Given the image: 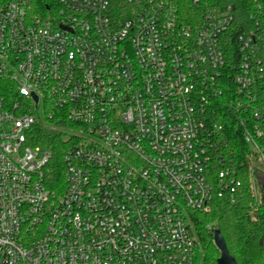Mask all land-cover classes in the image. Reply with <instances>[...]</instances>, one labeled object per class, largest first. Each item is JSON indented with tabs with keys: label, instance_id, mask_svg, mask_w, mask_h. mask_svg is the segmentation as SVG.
<instances>
[{
	"label": "built area",
	"instance_id": "obj_1",
	"mask_svg": "<svg viewBox=\"0 0 264 264\" xmlns=\"http://www.w3.org/2000/svg\"><path fill=\"white\" fill-rule=\"evenodd\" d=\"M189 1L0 0V81L19 95L0 100V264H195L193 214L240 184L212 153L218 98L264 152V18ZM40 120L69 140L60 191Z\"/></svg>",
	"mask_w": 264,
	"mask_h": 264
},
{
	"label": "trees",
	"instance_id": "obj_2",
	"mask_svg": "<svg viewBox=\"0 0 264 264\" xmlns=\"http://www.w3.org/2000/svg\"><path fill=\"white\" fill-rule=\"evenodd\" d=\"M214 4L231 3L242 8L247 27L257 29L255 18L261 12L256 10L254 0H213ZM198 8L185 0L184 14H191ZM253 14V18L250 15ZM259 32L264 38V19ZM231 53L234 59L230 69V77L236 71L235 61L238 60L237 41L233 40ZM264 67V50L258 54ZM231 84V80H230ZM16 101L19 98L13 83L0 81V100ZM209 126L213 130V156L217 166L228 167L239 181L235 200L231 202L229 194L217 197L210 212L193 214L194 228L199 241L197 257L201 264H217L219 250L213 241L214 228L219 227L230 253L240 264H264V196L258 176L264 173L261 154L254 152L245 139L244 127L238 120V114L218 98L210 109ZM34 145L51 147V157L44 168L45 181L54 191L61 190L65 182L66 162L64 160L65 144L69 141L62 130L46 127L43 121H38L34 128ZM264 143V138L261 139Z\"/></svg>",
	"mask_w": 264,
	"mask_h": 264
},
{
	"label": "water",
	"instance_id": "obj_3",
	"mask_svg": "<svg viewBox=\"0 0 264 264\" xmlns=\"http://www.w3.org/2000/svg\"><path fill=\"white\" fill-rule=\"evenodd\" d=\"M34 99L37 101L36 96H34ZM258 180L264 196V173L259 174ZM213 241L216 248L220 252V256L217 259V264H240L230 253L226 240L219 227L214 228Z\"/></svg>",
	"mask_w": 264,
	"mask_h": 264
},
{
	"label": "rangeland",
	"instance_id": "obj_4",
	"mask_svg": "<svg viewBox=\"0 0 264 264\" xmlns=\"http://www.w3.org/2000/svg\"><path fill=\"white\" fill-rule=\"evenodd\" d=\"M195 229V228H194ZM202 263V261H201V257L199 256V257H197L196 259H195V264H201Z\"/></svg>",
	"mask_w": 264,
	"mask_h": 264
}]
</instances>
